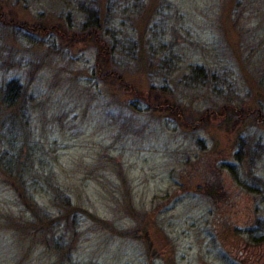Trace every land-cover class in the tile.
<instances>
[{
  "label": "rangeland",
  "instance_id": "rangeland-1",
  "mask_svg": "<svg viewBox=\"0 0 264 264\" xmlns=\"http://www.w3.org/2000/svg\"><path fill=\"white\" fill-rule=\"evenodd\" d=\"M0 264H264V0H0Z\"/></svg>",
  "mask_w": 264,
  "mask_h": 264
},
{
  "label": "trees",
  "instance_id": "trees-1",
  "mask_svg": "<svg viewBox=\"0 0 264 264\" xmlns=\"http://www.w3.org/2000/svg\"><path fill=\"white\" fill-rule=\"evenodd\" d=\"M115 7L119 6L115 4ZM114 10L115 8L102 10L101 6H94L84 8L82 10H77L79 14L81 13L85 17L84 21L77 27L70 29L67 34L72 45L77 46L78 44L85 43L87 46H90V48L94 50L96 66H94L91 71L92 75L97 78H104L105 75H108L107 70L109 67L111 69V73L112 71H116L117 68L119 69L122 60V53H128V51L131 49L130 46L132 41L129 38L130 34L126 32L121 34V37H119V31H117L113 26L110 28L111 22L109 21V11L113 13ZM124 10L122 11L123 13L125 12ZM53 28L54 27L49 30L54 31ZM43 29L47 30L45 28ZM152 37L154 38V36L151 35V38L149 39L150 42L152 40ZM133 45L135 46V44ZM160 45L162 46L163 44ZM168 51L171 56L176 57L174 53L172 54L173 51L171 52V49H169ZM5 99H8L6 95L2 100L4 101ZM162 104L161 106L156 107L161 108ZM224 109L227 110L225 111V113H222L219 118L222 119V124L224 123L223 126L226 130H230L232 126H238L239 123H241L242 119L248 118L249 121H251L252 119L258 121L260 118L259 112L257 111L260 110L259 107L251 109L250 112L248 110L244 111L237 105L233 107L227 105L223 107V110ZM204 114L205 113H203L202 115ZM216 118H218V116ZM229 124H231L232 126L230 127ZM253 240L261 239L257 238Z\"/></svg>",
  "mask_w": 264,
  "mask_h": 264
}]
</instances>
